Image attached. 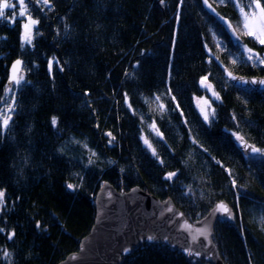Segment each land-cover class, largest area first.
I'll list each match as a JSON object with an SVG mask.
<instances>
[{
  "label": "trees",
  "instance_id": "16d2710c",
  "mask_svg": "<svg viewBox=\"0 0 264 264\" xmlns=\"http://www.w3.org/2000/svg\"><path fill=\"white\" fill-rule=\"evenodd\" d=\"M9 2L0 18V124L11 116L0 127V264H57L77 250L105 182L171 197L192 221L227 201L235 221L219 220L214 234L224 262L264 264V153L237 144L243 136L264 150V90L224 73L264 75L244 49L264 57V45L244 34L236 0H210L235 35L201 0H25L23 17L19 0ZM28 15L39 21L31 44ZM18 58L23 79L10 84ZM122 264L211 263L143 243Z\"/></svg>",
  "mask_w": 264,
  "mask_h": 264
},
{
  "label": "water",
  "instance_id": "95a60500",
  "mask_svg": "<svg viewBox=\"0 0 264 264\" xmlns=\"http://www.w3.org/2000/svg\"><path fill=\"white\" fill-rule=\"evenodd\" d=\"M201 2L211 15L230 23L210 0L208 4L212 5L215 12L205 5L204 0ZM17 60L22 61L20 58L15 59L9 67V82L13 76V65ZM22 68L23 62L17 68V76L21 75ZM228 72L242 79L234 80L228 76ZM224 73L234 85L264 90V84L251 83L252 80L264 79V75L238 74L228 67L224 68ZM243 140L247 145L258 148L245 137ZM237 144L245 155L260 154L252 153L239 140ZM221 203L229 208L231 216L217 211V205ZM94 205L95 220L90 231L81 238L78 249L70 252L57 264H122L123 257L143 243H164L178 249L189 259L197 258L211 264H226L214 240V234L219 220L235 221V212L227 201H218L204 216L192 221L171 197L162 199L139 185L124 190L105 182L95 195ZM198 229L207 230V236L198 235ZM194 235L197 236L196 240H193ZM148 237L153 239L150 240Z\"/></svg>",
  "mask_w": 264,
  "mask_h": 264
},
{
  "label": "snow or ice",
  "instance_id": "6c2138e0",
  "mask_svg": "<svg viewBox=\"0 0 264 264\" xmlns=\"http://www.w3.org/2000/svg\"><path fill=\"white\" fill-rule=\"evenodd\" d=\"M43 2L45 4H49L50 0H43ZM181 2H183V0H181ZM228 0H219L220 4H225L227 3ZM205 5H207L213 12H215V9L212 8L211 4H208V0H204ZM19 6H20V13L19 15L21 17L27 15V11H26V6H25V0H19ZM236 6L239 9L240 15H241V25L242 28L244 30V34L252 37L256 42H258L261 45H264V5L261 4V0H249V2L247 4H243L240 2V0H236ZM15 5L11 4L9 2V0H0V18H3L5 16V12L7 9H11L14 8ZM248 8V11H245V8ZM218 15V14H217ZM28 22L24 24V29H25V35L23 36V40L25 43L27 44H31L32 43V39H33V28L39 23L38 20L32 19V17L30 15H28L27 17ZM229 28H231V24L229 23ZM233 32H235V29H233ZM23 46V45H22ZM209 51H211L209 49ZM245 52L248 54V60L249 61H254V66H255V62H258L261 65H264V57L260 56L259 53L254 52L253 49L247 48L245 46ZM211 59V58H210ZM217 59H219L217 57ZM233 63H236L235 60H233ZM22 64V61L17 60L15 62V64L13 65V76L10 79V84L11 83H15V84H20L21 80L23 79L22 76H17L16 75V71L19 65ZM52 69V61H49V70L51 71ZM227 71V69H226ZM228 76L231 77L232 79H242V78H237L235 76H233V74L231 72H228ZM208 77H202L201 78V84L207 88H209L210 90H212V86L210 84H207ZM245 83H247V81H245ZM251 83L255 84V83H259V84H264V79L261 80H252ZM11 89H7L6 91H10ZM213 95L219 99V94L216 93L213 90ZM157 99H159V97H157ZM129 107H131V105H129ZM161 108H163V106H161ZM9 111H11V108H9ZM215 113L213 112V115ZM205 119H208V115L205 114ZM11 120V116H5L2 120V124H0V127L7 129L8 125H9V121ZM51 123L53 126H55L57 124V118L55 116L52 117ZM107 135L111 136V133H107ZM114 139V138H113ZM237 140H239L241 142V144H243V146L246 149H250V151L252 153H264V150H261L259 148H256L254 146H250L247 145L246 142L243 140V137L237 136ZM112 141L110 140L109 143H111ZM145 143H148L147 140H145ZM149 147H151V145H149ZM153 155H156L155 150H153ZM91 163V161H89ZM176 173H169L167 178L171 179L173 176H175ZM235 180H233V185H235ZM69 188H73L74 186L72 184L68 185ZM5 204V191L3 189H0V206H3ZM217 211H221L224 213H227L229 216H231V212L229 210V208L224 205L223 203L217 205ZM39 227V225H38ZM187 227H191V226H187ZM4 229L0 228V232H3ZM198 235L200 236H207V230L205 229H198L197 230ZM15 235V233L13 232L11 235H9L8 239H11L12 236ZM148 239H153V237H148ZM197 236L194 235L193 236V240H196ZM125 251H127V249H125ZM191 251H189V255H191ZM5 257L10 256V253L5 252L4 253ZM196 255H199V253H196Z\"/></svg>",
  "mask_w": 264,
  "mask_h": 264
},
{
  "label": "rangeland",
  "instance_id": "374dc122",
  "mask_svg": "<svg viewBox=\"0 0 264 264\" xmlns=\"http://www.w3.org/2000/svg\"><path fill=\"white\" fill-rule=\"evenodd\" d=\"M230 32L234 34L233 32V28H229ZM235 35V34H234ZM247 47V46H246ZM248 48V47H247ZM244 49H245V46H244ZM243 54V53H242ZM207 83V82H206ZM209 84V83H207ZM209 92L211 93V95H213V90L214 88L212 87V90H210L208 88ZM215 91V90H214ZM214 96V95H213ZM196 104L198 106V109L200 110L201 114L203 115V117L205 118V114L208 115V119L207 121L210 120V117H211V105H212V102H211V99L208 98L207 96H202V97H197L196 98Z\"/></svg>",
  "mask_w": 264,
  "mask_h": 264
},
{
  "label": "flooded vegetation",
  "instance_id": "af4514ba",
  "mask_svg": "<svg viewBox=\"0 0 264 264\" xmlns=\"http://www.w3.org/2000/svg\"><path fill=\"white\" fill-rule=\"evenodd\" d=\"M0 249H1V246H0Z\"/></svg>",
  "mask_w": 264,
  "mask_h": 264
}]
</instances>
